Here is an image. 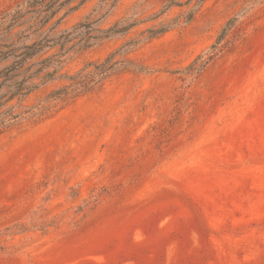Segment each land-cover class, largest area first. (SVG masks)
Segmentation results:
<instances>
[{"label": "rangeland", "instance_id": "rangeland-1", "mask_svg": "<svg viewBox=\"0 0 264 264\" xmlns=\"http://www.w3.org/2000/svg\"><path fill=\"white\" fill-rule=\"evenodd\" d=\"M17 1L0 0V12ZM166 1L122 0L106 24ZM187 12L67 65L135 38L119 59L148 72L118 71L0 135V264H264V0H207L185 24ZM231 18L226 49L195 72Z\"/></svg>", "mask_w": 264, "mask_h": 264}, {"label": "trees", "instance_id": "trees-1", "mask_svg": "<svg viewBox=\"0 0 264 264\" xmlns=\"http://www.w3.org/2000/svg\"><path fill=\"white\" fill-rule=\"evenodd\" d=\"M122 0H18L0 12V135L24 122L38 123L102 87L121 70L148 72L119 57L127 55L139 41L127 40L103 60L90 61L78 70L67 69L69 61L114 37H126L140 25L153 23L174 8L187 9L189 23L207 0H167L161 9L144 19L107 20ZM89 7V8H87ZM84 11L77 19L80 12ZM175 19L159 21L139 36L155 39L175 28ZM236 23L229 19L207 58L196 67L202 71L225 49L226 36ZM202 56L192 63L196 66ZM131 64V63H130Z\"/></svg>", "mask_w": 264, "mask_h": 264}]
</instances>
